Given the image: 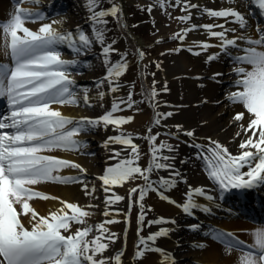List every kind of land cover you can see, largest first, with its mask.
I'll list each match as a JSON object with an SVG mask.
<instances>
[{"label":"snow or ice","instance_id":"6c2138e0","mask_svg":"<svg viewBox=\"0 0 264 264\" xmlns=\"http://www.w3.org/2000/svg\"><path fill=\"white\" fill-rule=\"evenodd\" d=\"M30 2L39 4L41 0ZM22 3L23 0H15V11L7 20L0 21L3 33L0 47L5 57L11 60L0 62V97H6L8 105L7 110L0 113V264H123L127 227L123 230L122 247L109 254L110 248L120 240V233L113 231L110 225L123 220L130 227L133 206L139 209L137 239L131 257L133 264L144 259L149 251L158 252L163 264H178L172 251L157 245L159 238H170L177 231V219L159 215L146 220L148 210H154V205L145 202L150 192H156L160 199L176 205L184 214L195 216L197 210L212 214L215 209L223 208L220 201L233 190L264 187V25L257 22L253 32L248 14L238 7H210L202 0H153L146 6L150 13L159 6L169 20L175 19L184 25L171 37L178 41L176 46L164 49L160 55L187 50L194 55L204 54L206 63L228 60L232 65L228 75H234L235 79L229 81L232 90L226 91L223 99L232 105H242L243 110L234 111L229 119L230 125L237 126L231 139L241 137L238 151L233 153L219 139L198 135L195 127L165 123L179 108L160 98V92L169 91L167 80L164 87L157 88L155 73H151L152 86L145 88L141 85L142 100H147L153 107L151 126L160 127L163 132L153 133L149 127L146 139L150 158L145 167L139 163L142 153L134 140L135 136L142 134L122 127L133 121L134 114L140 111L136 107L138 101L134 99V83L121 80L122 74L130 67V53L115 47L118 40H109L106 35L110 31L109 16L120 28L129 27L120 0H107L109 6H104V0H82L87 28L84 24H77L74 29L63 28L67 17L49 19L45 10L25 8ZM254 3L264 13V0H254ZM138 7L145 8L144 5ZM168 8H179L180 14L173 16ZM194 16L215 19L196 23ZM26 20L47 22L40 23L34 30L26 25ZM193 30H203L208 38L193 39L188 43L186 38ZM163 39L158 37L156 42H163ZM61 46L71 50L73 58H65ZM212 48L218 51H209ZM89 54L99 59L103 69L102 75L94 77L92 87L80 84L74 74V71L92 67V61L87 59ZM146 55L143 46H138L135 56L141 64L142 78L148 75V65L143 63ZM155 66L162 69L163 62L155 60ZM224 75L222 71H214L209 78L222 83ZM196 78L203 79L200 74ZM125 88L127 91L122 95H115ZM109 95L111 106L106 108L104 101ZM204 99L206 101L207 97ZM215 103H223V100ZM52 104L81 107L98 104L105 110L98 116H73L65 114L61 107H51ZM161 104L168 106L169 110H161ZM124 109L133 114H117ZM200 124H206V121H200ZM109 126L115 134L100 143L111 153L107 158L117 162L107 164L91 178L89 169L77 160L48 154L61 150L77 155H95L89 149L90 141L81 134L100 127L107 130ZM161 135L194 148L196 151L192 157L201 162L212 184L193 186L188 183L186 169L181 166L191 163L192 158L182 156L178 165L179 146L169 140L157 142ZM184 136L188 139L184 140ZM204 140L208 143H203ZM68 168L75 169V173L65 174L64 170ZM154 172L157 173L155 179ZM137 178H142L143 183L129 189L125 210L119 203L125 201L126 196L115 192L114 186ZM46 182L79 184L88 203L70 202L40 190L38 185ZM181 182L187 190L182 200H177L169 192ZM34 198L59 203L50 207L46 214H41L30 203ZM97 214H102L104 219L91 222L89 218ZM25 215L28 216L27 222L21 219ZM74 224L78 226L74 227ZM152 225L158 227L144 235L145 227ZM186 227L191 231L202 228L199 222ZM207 234L224 243L229 251L240 249L238 264H264V223L250 230L253 237L250 244L233 232L218 227H209ZM181 243L177 238L176 245ZM193 246L203 248L206 244L193 241Z\"/></svg>","mask_w":264,"mask_h":264},{"label":"bare ground","instance_id":"6f19581e","mask_svg":"<svg viewBox=\"0 0 264 264\" xmlns=\"http://www.w3.org/2000/svg\"><path fill=\"white\" fill-rule=\"evenodd\" d=\"M53 0H41L39 4L32 3L30 7L31 8H40L42 10H45L46 13L49 11V8L51 7V2ZM78 1V0H77ZM137 0H120L122 3V7H124L125 4H128V2H132L133 4H136ZM140 2H143V0H139ZM153 1V0H150ZM174 2V0H173ZM203 3H206L207 6L210 7H220V6H236L241 11H244L246 14H249V12H253L255 8L253 7L254 4L251 0H202ZM30 3V1H29ZM78 5V4H76ZM81 7L82 6V0H81ZM109 6V5H104ZM259 9V7H257ZM11 4L8 0H0V17L8 19L11 14ZM168 12H171L174 16L175 13H177V9L168 8ZM261 12V10L259 9ZM258 12V11H257ZM81 13H85V10L83 9ZM86 14V13H85ZM2 15V16H1ZM156 20H158V37H163V42L154 44V46L149 47L147 49V53L152 54V57L147 56L145 57L144 61L145 63H149V61L152 60H161L163 62L162 69H158V71L154 70L155 72V79L157 81V84L160 82H164L165 80L173 81L175 79V83L178 81L180 85V90L176 93L172 92L174 89L169 88V94L167 95L166 101H169L171 104H178L177 107L179 108V111L174 113V115L170 118H168L165 123L171 125H174L175 123H182L185 127H195L197 128V133L200 136H208L211 135L215 139H219L220 141L225 140L229 142L228 145L233 153H236L238 151V144L241 137H236L235 140L231 139V137L234 135V133L237 130V126L235 124H229V119L234 113V111L243 110L242 105L240 104H229L227 100H224V93L218 94L217 88L218 84L217 82L213 81L209 77L214 71H224V69H221L220 64L218 62H211L206 63L205 62V55H196L195 59V65L191 66L189 68L190 60L193 56H191V53H188L186 51L180 52V53H165L164 55H160L161 52L164 51V49L172 48L176 46L178 43L177 40L172 39L173 33L178 31L180 27H183L184 25L181 23H178L175 19L169 20V17L165 15V11H161L160 9L154 12ZM75 16V19H77V24L80 23L82 16L74 14L73 11L69 12L67 15H56L52 16L49 19H60V17H67L63 24V28H71L74 29L75 27L71 24V18ZM254 16V15H253ZM212 19L215 18H207L205 16L203 22H211ZM193 20L196 21V17H193ZM47 22V21H28L27 26L36 30L39 27L40 23ZM202 22V21H201ZM253 25V24H252ZM59 27V25H56ZM254 25H253V32H254ZM63 30V29H62ZM156 31V29H154ZM153 31V29L151 30ZM233 33H229V35H232ZM2 30H0V44H2L1 39ZM3 37V36H2ZM157 37V38H158ZM138 38V37H137ZM156 38V41H157ZM207 34L203 32V30L196 31L193 30L190 32L186 38V41L188 43H191L193 39H207ZM214 39V38H212ZM141 42V41H139ZM126 42L123 40H119V42L115 45V47H118L119 49H123ZM66 46H61V50ZM2 47H0V57L2 58V55H4V51L1 50ZM209 51H218V49L212 48L209 49ZM63 52V51H62ZM66 52V51H64ZM64 54L65 58H67V55ZM189 56V57H188ZM131 58H129V61ZM205 67V69H203ZM232 67H228V70L230 72ZM202 70V71H200ZM206 72L205 74V81L204 86L199 87L196 85L195 81H193L192 76H197V74ZM227 72V74L229 73ZM189 73V74H188ZM188 74V75H187ZM77 79L78 77L75 76ZM148 81H152L153 77L150 74L147 75ZM226 83L230 80H234V75H225ZM78 80V79H77ZM88 77H81V79L78 81L81 84V81H88ZM182 80L181 84L180 81ZM184 80V81H183ZM191 80V81H190ZM84 84V83H83ZM178 85V84H177ZM158 87V86H157ZM232 90V89H231ZM127 89H122L120 93H116L115 95H122L123 92H126ZM161 93V92H160ZM171 95V96H170ZM205 97H207V100L205 101ZM223 100V103L217 104L215 101ZM201 101V102H198ZM51 107H61L62 111L67 115H73V116H79V115H90V111H92V108L90 107H81V106H70V105H59V104H52ZM169 110L168 106H166ZM166 108H163V110H167ZM121 115H129L133 114L131 110L124 109L122 112L117 113ZM151 114V113H150ZM135 119L131 122H127L122 127L126 129L127 131L134 132L133 128L136 127V124L138 125L141 120H144L149 114H145L144 112H137L134 114ZM200 121H206V124L201 125ZM243 123H247V113L245 115ZM160 127L156 126V129ZM172 130H175L174 128ZM96 131H92L90 133H82V137L89 138L91 140L89 146L94 147V149H100L101 156L93 157V156H86V155H77L76 153L72 152H64L61 150H56L52 153L53 155H59L62 157L75 159L79 163L83 164L85 167L89 169V177H93L96 173L101 172L104 167L109 163H116L115 160H109L107 157L111 155L105 149L100 141H97L99 139L100 134L95 133ZM100 132V131H99ZM251 132V130H249ZM115 134L112 133L110 135ZM243 136L244 134L241 133ZM104 139H106L109 135L104 134ZM98 137V138H97ZM184 139H188V137L184 136ZM113 147H122L120 145H112ZM187 146V144H186ZM187 147H179V155L177 157L176 163L179 165L180 163V157L185 156L188 154ZM167 152V151H166ZM192 158L191 163H186L182 165L181 167L183 169H186V175L189 177L188 183L193 184V186H197L200 184L204 185H210L209 181L205 179L204 173L202 170H199V163L194 157ZM245 170V169H244ZM75 169H65L64 173H75ZM246 171V170H245ZM120 186L117 185L114 186L115 192H118L120 194ZM40 190H45L53 195L61 196L64 199L69 200L70 202H79L82 205H85L88 203V198L83 195V191L80 188L79 184H69L64 185L60 183H53V182H46L38 185ZM264 191V187H258L253 189V193L250 189V194H252L255 198H258V195L261 197L263 196L261 189ZM187 190V186L184 183H180L178 187L171 190L169 194L177 199L182 200L184 193ZM240 191V190H239ZM248 190L246 191H240L241 194H246ZM234 190L231 193L226 194V197L224 200L220 201V203L223 205V208L221 209H215L212 214H206L203 213L200 210L196 211L195 216H188L182 212V210L177 207L176 205L171 204L168 201L162 200L158 197L156 192H150L148 196L145 197L148 204L154 205V210H152L155 213V217L159 215H165V216H174L177 219V224L179 225L177 231L173 232L171 237H161L157 241V245L160 247H163L167 250H170L173 252L175 257L178 260V264H195L194 261H198L201 263H226L229 264L230 261L238 263V258L241 255L240 251H236L234 248L229 251L227 249V246L225 244H219V242H215L214 240H211V238H214L213 236L209 235L204 239L202 237L203 235L196 234L189 230L186 225L190 223H196L199 222L202 226L201 229L204 231H207L209 227H218L221 230L224 231H231L236 232L237 234H240V236L246 238L247 241L252 243L253 237L250 234V230L257 227V225H252L249 222H247L244 218H241L240 216H234L238 209L236 206H234L233 200L234 198ZM214 195L218 196V193H213ZM102 196V194H101ZM202 202L203 198L198 197ZM30 203L33 204L34 207L38 211L41 212V214H46L50 207H56L58 206L57 201L55 200H44L42 198H34ZM120 206V203H119ZM230 210V211H229ZM102 214H97L96 216L89 218L91 222H96V219H103L104 217H101ZM195 217V218H194ZM22 220L27 222L28 216H22ZM204 224H208L207 226ZM262 224V223H261ZM259 225V224H258ZM76 225L75 227H77ZM170 226V225H169ZM110 227H114L115 229H118L115 225H110ZM158 226L152 225L150 227V230H155ZM201 233V231H200ZM235 233V234H236ZM179 238L181 240V245H176V239ZM193 241H208L206 243V246L203 248L200 247H194ZM115 246L113 245L110 250L109 254H112L114 252ZM145 263L147 264H163V259L161 255L156 251H149L146 253V257L143 259Z\"/></svg>","mask_w":264,"mask_h":264},{"label":"rangeland","instance_id":"374dc122","mask_svg":"<svg viewBox=\"0 0 264 264\" xmlns=\"http://www.w3.org/2000/svg\"><path fill=\"white\" fill-rule=\"evenodd\" d=\"M73 0H69L70 4L73 6L74 4L72 3ZM136 2V4H133L132 2H128V4H125L124 6V13L126 14V21L127 24L129 25V27L127 29H122L120 28V26L114 21V19L112 17H108L107 19L109 20V25L108 27L110 28V31L106 34L108 39L111 40L113 38H116L119 42V40H123L125 41L126 45L124 46L123 50H128L130 55L129 58H131V60L129 61L130 63V67L129 69L122 74L121 76V80L122 81H130L132 83H134L135 85V94H134V99H136L138 101V104L136 105V107H138L140 109L141 112H144L145 114H149L144 120H141L139 122V124H136V127L134 126L133 130L135 133H140L142 134L141 136H137V141L136 143L140 145V151L142 153L141 155V159L139 161V163L142 166H147L148 160L150 158V150H149V142L146 139L149 127L151 126V120L153 118L154 112H153V107L147 102V100H142V92H141V85H144L145 88H150L152 86L151 82L148 81L147 76L145 77H141L140 73H141V64L140 62L136 59L135 56V52L138 46H143V50L147 53V49L149 47L154 46V44H156V38L158 37V31L157 28L158 27V20H156L154 12L157 10H162L159 6H156L152 9V12L150 13L147 10V5L153 3V1L150 0H143V2H140L139 0L134 1ZM108 5L107 0H104V5ZM138 5H144L145 8L142 10L140 7H138ZM11 13L13 12V10L11 9L10 11ZM78 12H80V10H78ZM81 15V13H79ZM83 15V14H82ZM86 19V15L83 17V23ZM153 20H155V24H153ZM73 22V25L76 23V21H74V18L71 20V23ZM26 23V21H25ZM27 25V23H26ZM132 25H135L134 27ZM84 26L87 28V25L84 24ZM153 29V31H151ZM156 29V31L154 30ZM90 31V29H88ZM135 34H137L138 36L141 37V42L142 44L139 45L138 44V40L137 38L134 36L133 32ZM3 33L1 35V39H3ZM96 49H99V45L96 46ZM2 51L3 48H1ZM73 56V55H72ZM147 56L152 57V54L147 53ZM87 57H89L88 59L92 61V66L91 68L85 69L80 71L78 74L79 75H85L88 76L93 83H91L92 87L95 84V80L94 77L100 76L103 73V69H101L100 67V62L99 59L94 57L93 55H88ZM189 57V56H188ZM83 58V57H81ZM118 58V56L116 57ZM195 59L196 58H191L188 60H190V64H189V68H191V66L195 65ZM159 60V59H158ZM144 64L148 65L146 72L148 74L150 73H154L156 71H158V69L155 66V60H152L151 64L145 63ZM222 66H225L224 64H222ZM205 69V68H203ZM202 71V70H200ZM206 72H202L199 73L200 75L204 74ZM189 74V73H188ZM204 77V76H203ZM184 81V80H183ZM191 81V80H190ZM193 81H195L196 85H198L200 88L202 87L201 84L205 81L204 79H197L196 77L193 78ZM182 80L180 81L181 84ZM178 84V85H177ZM156 86H158L159 88L164 87V82H160L159 84H156ZM204 86V85H203ZM220 88V93L223 92L224 90V86L223 84L219 85ZM167 87L174 89V91L172 92V94L174 92H178L180 90V85L178 83V81L175 83V79L174 82L173 81H168L167 80ZM167 92H162L160 96V98L162 100H166L167 95L169 94ZM171 96V95H170ZM198 102V101H197ZM105 107L108 108L111 106V95L107 96L105 98L104 101ZM161 110H163V108H166V105L161 104L160 105ZM94 110L90 111L91 116H98L100 115L105 109L101 108L98 104L96 106L92 107ZM151 113V114H150ZM100 133L102 135L104 134H112V130L113 129H107L105 130L103 127H100ZM151 130L153 133L157 132L158 130L155 128V126H151ZM160 140H169L172 144L174 145H178L179 147L184 146V143H181L179 140L175 139V138H171L169 136L166 135H161L160 137L157 138V142H159ZM221 142L229 145L230 143L225 141V140H221ZM229 147V146H228ZM191 149V148H189ZM230 150H232L229 147ZM167 149H165L164 151H166ZM100 149H96L93 150L92 152L95 153V155H93L95 158L98 157L100 158V153H99ZM130 154V153H128ZM200 169V168H199ZM154 178H156L157 173H153L152 174ZM143 183V179L142 178H137L132 182H126L124 185H122L121 190L123 192V194L126 195L127 197V193L129 191V189L133 186H135L136 184H142ZM147 203V201H145ZM123 205L121 206V208H124L125 210H127V198L125 201H122ZM148 204V203H147ZM138 207L137 206H133V208L131 209V226L128 227L125 221H122L121 224L119 225V229L116 230L112 227L113 231H118L120 233V240L118 242L114 243L115 246V250L120 249L124 243V233L123 230L127 227V232H128V236H127V245H126V251L124 253L123 256V264H133L131 257L133 255V251H134V246H135V242L137 239L136 236V227H137V215H138ZM149 211V210H148ZM155 213L151 211V215H148L147 219H153L155 218ZM115 225H118L117 223ZM149 226H146L144 229V235H147L149 232L148 229ZM67 234V233H66ZM135 264H147L144 262L143 259L137 260L135 262ZM221 264H226V263H221ZM229 264H238L236 262H232L230 261Z\"/></svg>","mask_w":264,"mask_h":264}]
</instances>
